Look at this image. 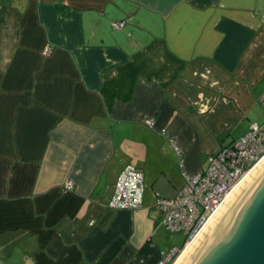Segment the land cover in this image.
<instances>
[{
  "label": "crops",
  "instance_id": "0c3cea01",
  "mask_svg": "<svg viewBox=\"0 0 264 264\" xmlns=\"http://www.w3.org/2000/svg\"><path fill=\"white\" fill-rule=\"evenodd\" d=\"M263 91L264 0H0V264L181 249L155 203L182 182L171 141L203 169ZM128 164L141 206L111 209Z\"/></svg>",
  "mask_w": 264,
  "mask_h": 264
},
{
  "label": "built area",
  "instance_id": "2783aa9c",
  "mask_svg": "<svg viewBox=\"0 0 264 264\" xmlns=\"http://www.w3.org/2000/svg\"><path fill=\"white\" fill-rule=\"evenodd\" d=\"M121 27L122 22L112 24ZM44 54L48 49L42 50ZM264 115V91L259 98ZM152 125L150 119L144 121ZM162 131V130H161ZM171 147L177 157L181 185L172 198L156 197L161 223L169 232L182 233L186 245L222 201L225 195L264 156V121L251 123L248 130L207 157L206 166L194 173L184 169L180 148L174 140ZM70 189L72 183L66 181ZM143 194L142 173L133 165H126L116 177L113 192L107 202L111 209H137ZM182 246V247H183ZM181 249L173 248L161 253L156 264H171Z\"/></svg>",
  "mask_w": 264,
  "mask_h": 264
},
{
  "label": "water",
  "instance_id": "95a60500",
  "mask_svg": "<svg viewBox=\"0 0 264 264\" xmlns=\"http://www.w3.org/2000/svg\"><path fill=\"white\" fill-rule=\"evenodd\" d=\"M174 264H264V156L225 195Z\"/></svg>",
  "mask_w": 264,
  "mask_h": 264
},
{
  "label": "rangeland",
  "instance_id": "374dc122",
  "mask_svg": "<svg viewBox=\"0 0 264 264\" xmlns=\"http://www.w3.org/2000/svg\"><path fill=\"white\" fill-rule=\"evenodd\" d=\"M261 109H262V108H261ZM262 112H263V111H262ZM257 121H258L257 124L262 123V122L264 121V115L261 114ZM174 233H176V234H174V238L176 239L174 242L177 243V245H178L177 248H179L180 245H181V243L184 241L185 237H184V235H183L182 233H177V232H174ZM185 246H186V245H185ZM185 246H184V247H185ZM184 247H183V248H184ZM183 248L179 251V253H178V254L176 255V257L173 259V261H172L171 264H174V262L177 260L179 254L181 253V251L183 250Z\"/></svg>",
  "mask_w": 264,
  "mask_h": 264
},
{
  "label": "bare ground",
  "instance_id": "6f19581e",
  "mask_svg": "<svg viewBox=\"0 0 264 264\" xmlns=\"http://www.w3.org/2000/svg\"><path fill=\"white\" fill-rule=\"evenodd\" d=\"M253 167H254V166H253ZM253 167H252V168H253ZM252 168H251V169H252ZM251 169H250V170H251ZM250 170H249V171H250ZM249 171H248V172H249ZM248 172H247V173H248ZM247 173H246V174H247ZM246 174H245V175H246ZM245 175H244V176H245ZM244 176H243V177H244ZM239 182H240V181H239ZM239 182H238V183H239ZM190 241H191V240H190ZM190 241H189V242H190ZM189 242H188V243H189ZM188 243L186 244V246L188 245ZM186 246H185V247H186ZM185 247L183 248V250L185 249ZM183 250H182V251H183ZM182 251H181V253H182ZM181 253H180V254H181ZM180 254H179V255H180ZM178 257H179V256H178Z\"/></svg>",
  "mask_w": 264,
  "mask_h": 264
}]
</instances>
